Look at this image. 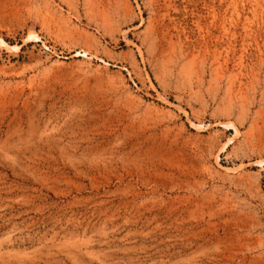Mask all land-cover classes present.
Here are the masks:
<instances>
[{
	"label": "rangeland",
	"instance_id": "rangeland-1",
	"mask_svg": "<svg viewBox=\"0 0 264 264\" xmlns=\"http://www.w3.org/2000/svg\"><path fill=\"white\" fill-rule=\"evenodd\" d=\"M0 264H264V0H0Z\"/></svg>",
	"mask_w": 264,
	"mask_h": 264
},
{
	"label": "bare ground",
	"instance_id": "bare-ground-1",
	"mask_svg": "<svg viewBox=\"0 0 264 264\" xmlns=\"http://www.w3.org/2000/svg\"><path fill=\"white\" fill-rule=\"evenodd\" d=\"M168 3H169V1H168ZM224 3V2H223ZM166 7V6H165Z\"/></svg>",
	"mask_w": 264,
	"mask_h": 264
}]
</instances>
